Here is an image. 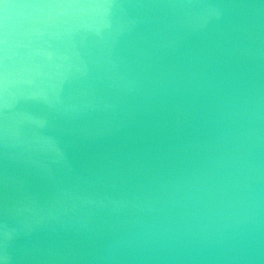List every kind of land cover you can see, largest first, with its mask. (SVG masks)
<instances>
[{"label": "water", "instance_id": "water-1", "mask_svg": "<svg viewBox=\"0 0 264 264\" xmlns=\"http://www.w3.org/2000/svg\"><path fill=\"white\" fill-rule=\"evenodd\" d=\"M0 264H264V0H0Z\"/></svg>", "mask_w": 264, "mask_h": 264}]
</instances>
